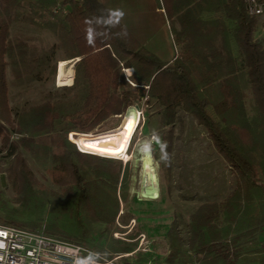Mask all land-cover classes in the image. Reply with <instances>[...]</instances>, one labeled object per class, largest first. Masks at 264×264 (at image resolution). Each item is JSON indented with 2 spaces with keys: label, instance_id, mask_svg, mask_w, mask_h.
Returning a JSON list of instances; mask_svg holds the SVG:
<instances>
[{
  "label": "trees",
  "instance_id": "trees-1",
  "mask_svg": "<svg viewBox=\"0 0 264 264\" xmlns=\"http://www.w3.org/2000/svg\"><path fill=\"white\" fill-rule=\"evenodd\" d=\"M180 51L166 63L142 46L127 30L85 40V20L107 10L100 0H3L0 11V120L20 134L9 140L0 124V140L13 187L20 193L19 209L1 207L0 223L41 230L65 240L98 249L91 223L108 228L118 214L119 201L127 200L130 163L111 156L80 151L69 132L88 134L96 126L140 101L139 90L161 106L160 126L172 125L181 106L207 132L216 152L234 174L235 185L222 201L200 205L188 221V237L175 225L167 231L169 252L163 263L152 264H264L258 238L264 232V36L254 37L256 16L249 15L244 0H161ZM28 7L31 16L19 10ZM67 10L63 17L55 8ZM12 15L48 18L39 24L58 36L48 48H31L10 38ZM27 16V15H26ZM107 31V29H105ZM66 51L74 63L73 82L62 86L72 96L53 98L46 92L40 103L14 109L8 103L6 67L15 65L23 80H40L55 61L56 49ZM132 68L130 84L124 68ZM20 70V71H19ZM56 65L53 63L51 72ZM247 94L251 107H247ZM163 166L168 170L172 129L161 134ZM74 142V143H73ZM19 149L48 160L46 177L57 187L39 184ZM128 161V160H127ZM47 206V211H45ZM120 216V215H119ZM108 235L109 232L107 231ZM98 235L102 236L101 233ZM134 235H130V238ZM108 256L117 264H147L148 251L135 249V241L109 235ZM191 250L192 263L177 259L183 245ZM134 254L131 258L130 255ZM130 256V257H129Z\"/></svg>",
  "mask_w": 264,
  "mask_h": 264
},
{
  "label": "rangeland",
  "instance_id": "rangeland-1",
  "mask_svg": "<svg viewBox=\"0 0 264 264\" xmlns=\"http://www.w3.org/2000/svg\"><path fill=\"white\" fill-rule=\"evenodd\" d=\"M2 3L3 0H0V11ZM19 11L24 13L23 17L25 18H29L32 15L30 9L26 6L25 9ZM47 17H35L34 20L41 24L46 19H53L52 15ZM256 20L255 38L264 36V15L256 17ZM37 23L22 19V15H12V21L9 25L10 38L21 39L26 45L38 51L57 44L58 36L49 29L40 27ZM171 25L175 30L179 28L176 20H172ZM176 45L175 55L180 51V44L176 43ZM55 53V61L50 62V66L44 70L40 80L27 82L23 80L22 75L17 74L15 65L11 63L7 65L6 81L10 107L20 109L40 103L44 100L46 92L53 93V98H60L66 94V97H69L74 94V91L65 93L61 89L62 86H56L54 83L56 70L52 73L51 66L53 63L56 65L59 59H66V51L63 48L56 49ZM72 69L74 74V68L72 67ZM124 75L126 81L133 84L131 83L132 77H127L125 72ZM139 95L140 101L132 104L136 108L137 122L123 154L130 156L135 151V156L137 155V159H140L143 147L147 145L150 148L154 169L157 172L159 197L154 200H147L138 196V192H133V189L137 190L141 187L143 181L140 162L134 167L133 160L124 161L120 158L110 157L120 160L122 168L127 162L130 163L127 200L119 201L118 214L114 217L113 224L108 228L100 222H92L90 224L91 234L95 243H97L98 249L87 247L100 253L101 257L106 260H111L112 262L109 264H117L118 257L124 255L112 253V256H108L110 252H107L106 248L110 238L109 235L113 239L135 241L133 253L137 250L148 251L149 259L147 264H152L153 262L163 263L166 254L169 252L168 229L175 225L180 237L186 239L188 237L189 216L204 203L222 201L235 185L233 172L214 149L205 129L192 115L185 112L181 106H178L174 123L162 127L159 123L161 106L156 100L149 99L145 90L140 89ZM246 103L250 109L252 102L249 94H247ZM123 115L122 113L111 116L87 133L113 128L120 124ZM0 124L8 132L9 140H13L11 135L15 131L10 130V125L1 120ZM169 129H172V146L170 164L167 170L163 166L161 158H157L156 155H162V151L159 149L160 137L163 132ZM76 136V133H71L70 135L71 139L75 141L76 147L81 149L77 144ZM137 141L141 143L139 146H135ZM0 147H2L1 140ZM19 151L28 167L34 173L36 181L44 187L56 190L57 187L46 177L45 168L49 164L48 160H41L23 149H19ZM4 155L5 147L0 151V209L1 207L19 209L20 193L13 187L7 170L11 158H7ZM131 188L133 189L131 190ZM45 211H47V206ZM133 219L134 225L132 224ZM35 230H38V228ZM107 231L109 232L108 235L106 234ZM98 233H101L102 236L98 235ZM130 235L134 236L130 238ZM258 238L262 242L259 247L264 253V232ZM181 252L176 255L175 260L181 259L187 263H192V252L185 244L182 246ZM130 256L132 258L134 254Z\"/></svg>",
  "mask_w": 264,
  "mask_h": 264
},
{
  "label": "built area",
  "instance_id": "built-area-1",
  "mask_svg": "<svg viewBox=\"0 0 264 264\" xmlns=\"http://www.w3.org/2000/svg\"><path fill=\"white\" fill-rule=\"evenodd\" d=\"M244 2L249 15L256 17L264 15V0H244ZM66 12L65 8L59 7L53 10V14L57 17H63ZM176 50L175 48V52ZM19 137L20 134L17 132L11 135L13 140ZM132 224L134 225V219ZM0 234H2L0 264H109L112 262L80 243L61 239L41 230L0 223ZM127 254L130 253L124 255Z\"/></svg>",
  "mask_w": 264,
  "mask_h": 264
},
{
  "label": "bare ground",
  "instance_id": "bare-ground-1",
  "mask_svg": "<svg viewBox=\"0 0 264 264\" xmlns=\"http://www.w3.org/2000/svg\"><path fill=\"white\" fill-rule=\"evenodd\" d=\"M76 60H78V57L72 59H59L57 61V69L54 77V83L56 86L60 87L72 84V67ZM124 71L128 76L133 73L132 68L129 67L125 68ZM123 114L124 115L122 116L120 124L113 128L95 133L77 135V144L81 149L100 155H108L114 158H120L124 161L129 159L133 160L134 167L138 162H140L141 172L143 175L142 185L137 190L133 188H131V190L133 189V192L135 193L138 192V196L142 199H157L159 197V184L150 148L147 145H143V152L140 159H137V155L135 156V151L132 152V155L130 156L123 154L137 122V112L135 106L131 105L127 107ZM140 144V141H137L135 146H139Z\"/></svg>",
  "mask_w": 264,
  "mask_h": 264
},
{
  "label": "crops",
  "instance_id": "crops-1",
  "mask_svg": "<svg viewBox=\"0 0 264 264\" xmlns=\"http://www.w3.org/2000/svg\"><path fill=\"white\" fill-rule=\"evenodd\" d=\"M107 9H122L120 23L147 50L169 63L177 45L161 0H100Z\"/></svg>",
  "mask_w": 264,
  "mask_h": 264
},
{
  "label": "clouds",
  "instance_id": "clouds-1",
  "mask_svg": "<svg viewBox=\"0 0 264 264\" xmlns=\"http://www.w3.org/2000/svg\"><path fill=\"white\" fill-rule=\"evenodd\" d=\"M125 13L122 9H107L101 10L100 15L92 16L85 20V40L89 46H94L97 39L108 37L110 30L120 24ZM107 29V31H105ZM118 37H126V28H121L120 32L116 33Z\"/></svg>",
  "mask_w": 264,
  "mask_h": 264
},
{
  "label": "water",
  "instance_id": "water-1",
  "mask_svg": "<svg viewBox=\"0 0 264 264\" xmlns=\"http://www.w3.org/2000/svg\"><path fill=\"white\" fill-rule=\"evenodd\" d=\"M125 111H126V110H125ZM71 133H77V134H79L80 132H74V131L70 132V133L68 134V137H69V138H70Z\"/></svg>",
  "mask_w": 264,
  "mask_h": 264
},
{
  "label": "snow or ice",
  "instance_id": "snow-or-ice-1",
  "mask_svg": "<svg viewBox=\"0 0 264 264\" xmlns=\"http://www.w3.org/2000/svg\"><path fill=\"white\" fill-rule=\"evenodd\" d=\"M0 235H2V234H0Z\"/></svg>",
  "mask_w": 264,
  "mask_h": 264
}]
</instances>
